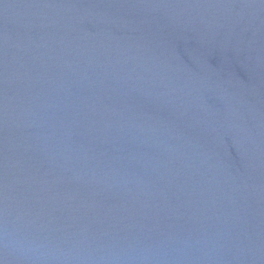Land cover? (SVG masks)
I'll list each match as a JSON object with an SVG mask.
<instances>
[{
	"label": "water",
	"instance_id": "obj_1",
	"mask_svg": "<svg viewBox=\"0 0 264 264\" xmlns=\"http://www.w3.org/2000/svg\"><path fill=\"white\" fill-rule=\"evenodd\" d=\"M0 264H264V0H0Z\"/></svg>",
	"mask_w": 264,
	"mask_h": 264
}]
</instances>
